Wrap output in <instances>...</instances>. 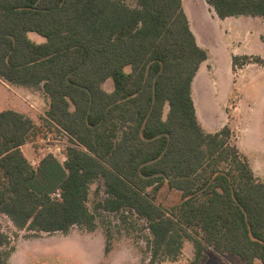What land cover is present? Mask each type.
Here are the masks:
<instances>
[{
	"label": "trees",
	"instance_id": "trees-1",
	"mask_svg": "<svg viewBox=\"0 0 264 264\" xmlns=\"http://www.w3.org/2000/svg\"><path fill=\"white\" fill-rule=\"evenodd\" d=\"M205 1L220 18L264 19V0ZM207 58L182 0H0V78L41 87L45 124L68 140L63 161L48 153L34 165L21 146L35 124L0 110V213L12 226L0 223V264L14 251L8 228L94 229L87 200L98 178L101 207L147 222L146 264L177 260L185 240L194 247L185 264H204L205 248L264 264V183L229 142L227 125L206 131L196 116L191 83ZM107 78L111 91L102 87ZM164 184L180 192L167 207L154 197Z\"/></svg>",
	"mask_w": 264,
	"mask_h": 264
},
{
	"label": "rangeland",
	"instance_id": "rangeland-1",
	"mask_svg": "<svg viewBox=\"0 0 264 264\" xmlns=\"http://www.w3.org/2000/svg\"><path fill=\"white\" fill-rule=\"evenodd\" d=\"M135 5V0H126ZM201 46L208 49L210 57L203 63L194 87V99L197 109L203 115L210 131L219 130L226 123L224 112L228 110L230 123L238 125L235 106L239 105L240 152L249 159L257 179L264 180V60L252 66L246 63L256 56L241 58L231 67L232 54L253 53L264 58V45L259 34L264 33V22H241L234 19L225 22L212 18L213 8L203 0H182ZM209 11V12H208ZM245 15V14H240ZM262 18V17H261ZM263 19V18H262ZM264 20V19H263ZM30 38L37 42L45 38L36 32H29ZM263 37V36H262ZM243 56V55H240ZM248 60V61H244ZM245 62L242 68L241 63ZM215 66V68H214ZM129 70V66H126ZM241 69V70H239ZM209 75L208 77L204 76ZM106 91L113 89V81L107 78L102 82ZM8 90L0 83V110L16 107L23 111L36 126V133L27 148L33 156H28L36 165L45 154L52 153L60 161L64 159L68 140L65 135L45 124L44 115L49 106V97L41 87H30L22 92L14 88ZM14 105H13V103ZM239 103V104H235ZM235 112V113H234ZM236 131L229 138L236 141ZM59 146V147H58ZM26 151V149H24ZM27 153V152H26ZM101 178L95 179L89 187L87 204L96 216V227L88 229L74 225L69 233L34 232L19 230L17 233L8 228L10 245L14 251L9 257L10 264H146L150 254L146 247L150 243L147 222L127 209H105L99 204L106 198ZM155 202L170 206L180 198V192L164 184L154 193ZM7 218H2L4 228ZM11 230V231H9ZM106 231L111 238L106 239ZM109 243L108 245L106 243ZM106 245L108 248H105ZM204 264H239L242 259L236 255H218L205 248ZM194 247L185 240L182 253L177 260H164L160 264H185L193 257ZM256 264H260L259 261Z\"/></svg>",
	"mask_w": 264,
	"mask_h": 264
},
{
	"label": "crops",
	"instance_id": "crops-1",
	"mask_svg": "<svg viewBox=\"0 0 264 264\" xmlns=\"http://www.w3.org/2000/svg\"><path fill=\"white\" fill-rule=\"evenodd\" d=\"M204 1V3H206L207 4V2L205 1V0H203ZM182 5H183V3H182ZM208 5V4H207ZM183 8H184V6H183ZM214 10V9H213ZM184 11H185V13H186V15H187V17H188V21H189V26H190V29H191V31L193 32V34H194V36H195V39H196V41H197V43L201 46L202 44L200 43V41H199V39H198V37H197V35L195 34V32H194V30H193V26H191V21H190V19H189V16H188V14H187V10H185V8H184ZM209 12V11H208ZM210 15H211V17L212 18H216V19H219L220 21H223V22H225V21H227V20H230V19H234V20H237V21H241V22H255L256 21V19H260L261 21H263L264 22V20L260 17V16H252V15H231V16H226V17H223V18H220V17H218L217 16V14L215 13V11H213V13L211 14L210 13ZM262 36H264V33H262V34H259V39L261 40V42H262V45H264V42H263V40H262ZM202 47H204V46H202ZM205 48V47H204ZM206 49V48H205ZM207 51H208V49H207ZM210 55L211 54H209V51H208V57H210ZM232 55H237V56H240V55H248V56H256V58L258 57V58H260V59H263L264 60V58L263 57H261L260 55H257V54H253V53H236V54H232ZM232 57V56H231ZM208 59H206L205 61H203L202 63H200V66H199V68H198V70L196 71V74H195V76L193 77V79H192V83H191V95H192V99H193V102H194V106H195V112H196V116H197V119H198V121H199V123L201 124V126L205 129V127H207V124H206V122L205 121H203L204 119H203V115L200 113V111L197 109L198 107H197V105H196V102H195V99H194V87H195V84H197V79H198V75H200V73H204L203 71H202V66H203V63H205L206 61H207ZM255 63H258V61H254V60H251L250 62H248V63H246V65L244 64V66H247V65H250V66H252L253 64H255ZM260 66H264V64L262 65V64H260V63H258ZM233 66V64H232V61H231V67ZM243 67V65L240 67V68H242ZM214 68H215V66H214ZM239 70H241V69H239ZM204 76H206V77H208L207 75H205L204 74ZM0 83L2 84V85H4V87L5 88H7L8 90H12L11 88H14L15 87V89H17V90H20V92H22L24 89H28V88H30V87H32V86H26V85H22V84H17V83H11V82H8V81H6V80H4V79H2V78H0ZM13 103V102H12ZM17 104H18V102H17ZM16 104V105H17ZM235 104H239V103H235ZM13 105H14V103H13ZM16 105H14V106H11L10 105V108H5V109H13V110H16V111H19V112H21V113H23V111L22 110H20V109H18L17 107H16ZM235 112H236V116L238 117V125H232L231 123H230V120H229V112H228V110H225V112H224V116H225V121H226V123H224L221 127H220V129L223 127V126H225V125H227L232 131L233 130H235L236 131V127H237V134H236V141L234 142L235 143V145H236V147L239 149V147H238V140H239V133H240V127H239V105H236L235 107ZM167 109H168V106H166V108H165V111H167ZM2 110H4V109H2ZM234 112V113H235ZM206 131H210L208 128L207 129H205ZM217 131V130H216ZM211 132H213V131H211ZM27 145H28V142L27 143H25V144H23L22 146H21V150H22V152L24 153V155L29 159V155L30 156H33V152H32V149H30V148H27ZM59 147V146H58ZM24 149H26V151L24 150ZM239 151H240V149H239ZM27 152V153H26ZM247 160H248V162L250 163V161H249V159L247 158ZM250 166H251V164H250ZM251 169H252V167H251ZM252 172H253V174L254 175H256L257 176V172L255 173L253 170H252ZM258 177V176H257ZM261 180V179H260ZM262 181V180H261ZM263 183H264V180H263ZM6 216H4L3 214H1L0 213V223H1V225H2V227L4 228V225L2 224V218H5ZM7 218V217H6ZM7 222V224H9L10 226H11V224H10V221H9V219L7 218V220H6ZM12 227V226H11ZM224 255H226V254H224ZM229 255H231V254H229ZM257 262V261H256ZM256 262H255V264H256ZM239 264H242V263H239Z\"/></svg>",
	"mask_w": 264,
	"mask_h": 264
}]
</instances>
